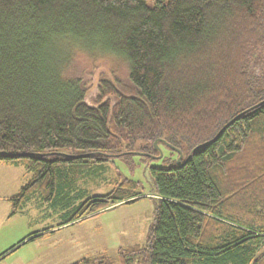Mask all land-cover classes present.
<instances>
[{"label":"trees","instance_id":"1","mask_svg":"<svg viewBox=\"0 0 264 264\" xmlns=\"http://www.w3.org/2000/svg\"><path fill=\"white\" fill-rule=\"evenodd\" d=\"M77 53L124 80L91 84ZM157 140L145 243L72 264H264V0H0V164L30 177L11 215ZM115 169L57 226L140 199Z\"/></svg>","mask_w":264,"mask_h":264},{"label":"rangeland","instance_id":"2","mask_svg":"<svg viewBox=\"0 0 264 264\" xmlns=\"http://www.w3.org/2000/svg\"><path fill=\"white\" fill-rule=\"evenodd\" d=\"M74 61L75 70H81L91 84L98 78L115 82L117 79L123 81L126 76L125 64L114 56L91 58L77 53ZM163 152L164 156L168 154L165 148ZM112 161L119 168V177L139 183L141 190L136 198L140 199L109 204L96 213L59 227L65 213L74 206L112 189L118 178L115 167L107 163L102 170L84 171L62 197L53 195L45 200L36 192L11 215L9 199L30 177L20 166L0 164V264H72L84 257L100 255L116 260L118 249L143 245L154 209L153 180L148 166L162 163L136 156L131 157L132 164H124L118 159ZM42 231L47 234L32 239Z\"/></svg>","mask_w":264,"mask_h":264},{"label":"water","instance_id":"3","mask_svg":"<svg viewBox=\"0 0 264 264\" xmlns=\"http://www.w3.org/2000/svg\"><path fill=\"white\" fill-rule=\"evenodd\" d=\"M232 122V121H231ZM231 122L230 123H228V124H226L223 128H222V130L220 131V133L221 132H223L224 131V129L227 127V126H229L230 124H231ZM219 133V134H220ZM218 134V135H219ZM158 142H163L162 140H157V141H155L154 142V148H155V150L158 152V155L157 156H152V155H147V154H143V153H137V152H133L132 154H134V155H137V156H146V157H148V158H150V159H154V160H158V159H160L161 157H162V151L160 150V148L157 146V143ZM164 143V142H163ZM167 145V144H166ZM172 151H175L177 154H178V157H177V159H176V164L178 165L179 163H180V160H181V158H182V153L178 150V149H176V148H174V147H172V146H170V145H167ZM199 147V146H198ZM195 150V149H194ZM65 156V155H64ZM119 156V155H118ZM81 157H83V156H81ZM115 157H117V156H115ZM126 202H128V201H126ZM125 202V203H126Z\"/></svg>","mask_w":264,"mask_h":264}]
</instances>
